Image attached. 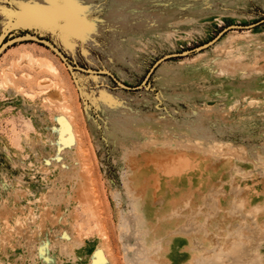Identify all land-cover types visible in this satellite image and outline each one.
Returning a JSON list of instances; mask_svg holds the SVG:
<instances>
[{"label":"rangeland","instance_id":"374dc122","mask_svg":"<svg viewBox=\"0 0 264 264\" xmlns=\"http://www.w3.org/2000/svg\"><path fill=\"white\" fill-rule=\"evenodd\" d=\"M2 37L0 264H167L166 230L196 264L240 227L264 261V0H0Z\"/></svg>","mask_w":264,"mask_h":264},{"label":"bare ground","instance_id":"6f19581e","mask_svg":"<svg viewBox=\"0 0 264 264\" xmlns=\"http://www.w3.org/2000/svg\"><path fill=\"white\" fill-rule=\"evenodd\" d=\"M48 92H49L48 95L50 94V97H54V98L56 97L53 91L52 92L48 91ZM60 97L61 96H59V99ZM47 98H48L47 96H43V99H47ZM237 207L241 210L243 206L242 204H239ZM207 232L208 230H206L205 232L206 235L208 236L209 232L208 233ZM194 236L197 237V239L194 238L191 242L193 244L196 243L195 245L199 246L201 241L199 242L197 234H195ZM232 238L236 239V241L230 243L231 245H229L230 248H228V251L224 249V246H222L223 244L222 245L218 244V246L213 247L212 249H206V251L201 256L195 258L194 260L195 263L196 264H263L264 261L262 257L260 256V254H258L257 252H254L255 248L257 247V244L260 241L257 233L254 234L252 237L246 236L245 242H248V241L249 242L245 243L243 242L244 239L242 240V238H244V235L242 234V229L240 227L236 230L235 233H230L228 235L227 242H230ZM95 252L94 254L96 253L98 254L101 251L99 250V252L98 251L96 253ZM95 256L99 260L100 255L98 254ZM97 259L95 258L94 259L95 262L93 260V263L97 264L96 263Z\"/></svg>","mask_w":264,"mask_h":264},{"label":"crops","instance_id":"0c3cea01","mask_svg":"<svg viewBox=\"0 0 264 264\" xmlns=\"http://www.w3.org/2000/svg\"><path fill=\"white\" fill-rule=\"evenodd\" d=\"M179 237H180L179 235L170 236V234L168 233V230H166L164 239L163 240L161 239L162 241H165V242H167L169 244V246H168V248L166 250L167 256L164 255V256L167 257V258L165 257V259L167 261V264H188V263L179 262L178 258L176 256L174 257L173 255H171L174 252H175V255H177V253H181V254H183L185 252L188 253V251L190 249H192V248H189V247H185V249H180L179 245L175 246V242H178ZM188 243H189V245L191 244L189 239H188ZM190 257H191V254H190ZM191 259H192V257H191Z\"/></svg>","mask_w":264,"mask_h":264},{"label":"water","instance_id":"95a60500","mask_svg":"<svg viewBox=\"0 0 264 264\" xmlns=\"http://www.w3.org/2000/svg\"><path fill=\"white\" fill-rule=\"evenodd\" d=\"M4 43V37L0 38V47L3 45Z\"/></svg>","mask_w":264,"mask_h":264}]
</instances>
